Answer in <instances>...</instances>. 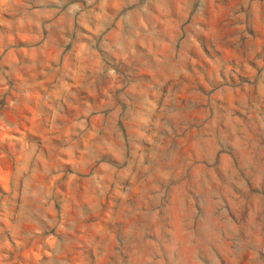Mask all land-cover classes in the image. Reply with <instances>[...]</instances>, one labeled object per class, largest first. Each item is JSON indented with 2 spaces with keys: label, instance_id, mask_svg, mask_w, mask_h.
Returning a JSON list of instances; mask_svg holds the SVG:
<instances>
[{
  "label": "rangeland",
  "instance_id": "374dc122",
  "mask_svg": "<svg viewBox=\"0 0 264 264\" xmlns=\"http://www.w3.org/2000/svg\"><path fill=\"white\" fill-rule=\"evenodd\" d=\"M0 264H264V0H0Z\"/></svg>",
  "mask_w": 264,
  "mask_h": 264
}]
</instances>
